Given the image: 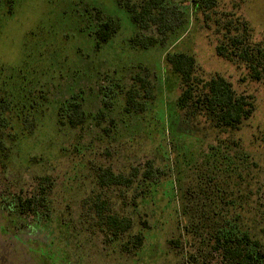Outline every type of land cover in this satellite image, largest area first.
Returning <instances> with one entry per match:
<instances>
[{
    "label": "rangeland",
    "instance_id": "374dc122",
    "mask_svg": "<svg viewBox=\"0 0 264 264\" xmlns=\"http://www.w3.org/2000/svg\"><path fill=\"white\" fill-rule=\"evenodd\" d=\"M6 1L0 0V98L11 101L5 116L13 128L6 130L10 134L6 137L10 156L0 160V264H186L188 253L197 251L193 247L195 240L187 236L182 239V249L170 245L168 240L180 236L177 206L184 197L177 187L196 183L200 174L194 170L195 165L201 162V154L213 143L214 135L195 131L174 117L171 122L166 116L173 113L180 92L179 80L165 64L167 52L193 55L202 78L219 74L237 93L252 97L255 110L233 138L239 140L255 164L249 177L251 200L254 206L258 201L263 214L258 217L261 225L253 222L251 231L257 237L264 236V83L251 81L242 66L216 56L218 36L214 24H203L201 16L192 12L191 0H173L183 23L163 44L148 49L132 45L131 39L138 34L158 37L156 31L140 30L116 0H14L12 14H7ZM215 11L235 13L247 21L254 41L264 40V0H217ZM107 18L113 19L118 29L97 50L93 33L99 20ZM138 73L147 75L154 86L155 98L146 121L155 128L159 126L154 128L156 135L145 128L146 123L129 119L118 125L115 139L106 138L101 128L93 124L83 130L57 124V108L66 99L79 95L84 109L95 113L101 109V87L115 81L126 88ZM33 99L36 105L30 109ZM18 101L25 102L37 115L30 135L22 132L17 118ZM122 102L119 100L115 106L117 120L123 119L118 114ZM160 115L164 116V141L158 124ZM106 145L112 151L110 157L102 153ZM74 147L89 149L84 159L109 165L116 171H126L131 164H141L146 158H152L161 169H170L177 212L175 203L164 207L166 200L161 194L170 189L162 183L161 193L155 197L156 211L149 218L145 242L139 251L121 252L118 245L104 244L96 235L82 230L71 236L66 227L70 222L64 224L61 213H73L83 193L93 187L91 180L82 178L85 170L81 171L80 166L84 162L80 160L82 156L73 153ZM43 175L54 180L51 199L57 214L52 224L37 227L31 217L16 213L11 216L7 203L30 192L36 177ZM191 201L194 200L186 198L188 205ZM198 201L199 198L191 204L192 210L187 209L192 216ZM66 204L72 205L70 210ZM137 211L140 220L146 219L143 209ZM142 227L143 224H136L133 231ZM200 232L202 235V229ZM52 240L56 245L50 251Z\"/></svg>",
    "mask_w": 264,
    "mask_h": 264
},
{
    "label": "trees",
    "instance_id": "16d2710c",
    "mask_svg": "<svg viewBox=\"0 0 264 264\" xmlns=\"http://www.w3.org/2000/svg\"><path fill=\"white\" fill-rule=\"evenodd\" d=\"M6 2L7 14H12L14 0ZM116 2L129 13L131 22L140 30L154 28L156 31L158 37L138 34L131 39L132 45L142 49L163 44L169 34L174 33V30L183 23L182 13L173 0H116ZM191 5L192 12L201 16L203 24L206 26L208 22L214 24L215 34L218 36L214 48L216 56L242 66L251 81L264 83V40H253L247 21L235 13L219 14L215 11L217 0H191ZM117 29L118 26L113 19L99 20L93 33L95 48L99 50L102 45L108 43ZM164 60L170 73L177 77L180 84L174 111L166 116L171 122V118L174 117L195 131L202 130L205 134L214 135L213 143L208 144L206 151L201 154V162L195 165L194 170L200 174L196 183L177 187V190L182 191V198L184 197L181 205L177 206L179 224L183 225L178 227L180 236L171 238L168 242L182 249V239L186 238L184 236L195 240L193 247H196L197 251L188 253L186 264H264V236L257 237V234L253 235L251 231L253 222L257 226L261 225L258 217L262 212L258 201L254 206L255 202L251 200L253 192L249 177L251 166L255 164L239 140L233 138L234 133L252 116L255 110L253 99L249 95L237 93L232 84L219 74L207 79L202 78L199 75V65L191 54L167 52ZM100 93L101 109L95 113H89L84 109L79 95L66 99L57 108V124L74 130H83L86 125L93 124L101 128L106 138L115 139L113 134L117 131L118 125L129 119L136 123L140 121L146 123L145 128H150L149 131L156 135L155 127L146 121L151 111L150 105L155 98L154 86L147 75L142 76L139 73L134 75L132 83L126 88L120 87L115 81L109 82L100 88ZM119 100L123 101L118 108L122 120H117L114 116L115 106ZM10 104L11 101L7 98H0L1 161L8 160L11 153L10 147L6 145V137L10 135L6 130L12 126L5 116ZM34 105L35 99L30 104V109ZM29 107L23 101H18L15 105L17 118L22 123V132L28 135L35 130L37 118ZM163 117V115L158 117V124L163 132L164 141ZM188 136L193 137L191 134ZM165 144L167 146L166 142ZM88 150L74 147L73 153L82 156L80 160L84 163H81L80 170H85L82 178L91 180L93 187L83 193L73 213L71 211L61 213L64 224L66 221L70 222L66 227L71 236L77 230H82L96 235L104 244L118 245L121 252H137L144 245L146 230L149 228L147 224L156 211L155 197L157 193H161L162 183L170 189L161 194L163 200H166L164 207L168 203L171 205L172 202L176 208L177 197L170 169L167 171L161 169L152 158H146L141 164H131L124 169L126 171H116L109 165L84 159V154ZM110 150L106 145L102 153L110 157L112 153ZM176 178L178 180V176ZM53 186L54 180L50 175L36 177L30 192L21 193L16 196V201L7 203L11 216L16 213L25 218L31 217L32 223L37 227L42 223L49 224L57 214V209L52 206ZM186 198L194 201L188 205ZM197 198L199 201L194 209L196 212L192 216L188 210H192L190 206ZM71 206L66 204L69 210ZM137 208L144 210L146 219L140 220ZM252 210L254 213L251 214ZM136 224L139 226L143 224V227L134 232ZM62 227L60 222L59 228ZM55 245L52 240L49 250L51 251ZM45 246L47 248V244Z\"/></svg>",
    "mask_w": 264,
    "mask_h": 264
}]
</instances>
